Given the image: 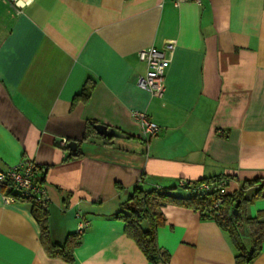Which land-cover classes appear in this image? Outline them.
Listing matches in <instances>:
<instances>
[{"label":"crops","instance_id":"obj_1","mask_svg":"<svg viewBox=\"0 0 264 264\" xmlns=\"http://www.w3.org/2000/svg\"><path fill=\"white\" fill-rule=\"evenodd\" d=\"M169 39L175 49L154 97L137 85V52ZM86 82L89 99H77ZM134 109L159 125L156 136L145 140ZM87 122L123 136L78 143ZM25 159L46 167L37 182L51 241L87 227L73 261L50 256L29 204L0 191V264H152L118 217L136 185L218 177L226 195H258L242 216L264 212V0H33L18 14L0 0V168ZM162 211L156 238L168 264H236L214 219L172 204ZM251 264H264V243Z\"/></svg>","mask_w":264,"mask_h":264},{"label":"trees","instance_id":"obj_2","mask_svg":"<svg viewBox=\"0 0 264 264\" xmlns=\"http://www.w3.org/2000/svg\"><path fill=\"white\" fill-rule=\"evenodd\" d=\"M91 90V82H86L76 98L87 101ZM93 125L94 122H87L84 135L78 143L88 141L93 136L104 137L94 130ZM250 183L252 182L247 181L243 183V186ZM177 188L187 190V192L182 193L175 188L169 190L154 188L146 191L136 185L121 203L124 211L120 212L118 217L123 220L124 232L135 241L147 260L152 264H168L169 262V253L157 244L156 232L157 227L162 225L165 219L162 208L172 204L193 208L199 211L202 218L214 219L227 233L235 248L236 264H251L260 253L262 243H264V212L260 211L256 217H248L242 216L239 209L243 203L252 201L258 195L245 198L242 191L225 195L220 209L212 211L209 207L216 199L215 191L198 195L193 191L192 185L180 186L179 180ZM13 190L11 186L0 189L4 194H9ZM238 199L240 200L238 212L234 214L233 207ZM16 200L29 204L30 212L39 226L40 242L46 252L50 256H57L69 262L73 261L74 248L80 243L78 234L69 235L61 245L53 243L49 236L47 209L42 208L32 199L17 196Z\"/></svg>","mask_w":264,"mask_h":264},{"label":"built area","instance_id":"obj_3","mask_svg":"<svg viewBox=\"0 0 264 264\" xmlns=\"http://www.w3.org/2000/svg\"><path fill=\"white\" fill-rule=\"evenodd\" d=\"M12 3L15 13L29 5L33 0H8ZM177 5L186 0H173ZM201 3V0H191ZM176 41L167 40L161 47L149 46L137 52L138 59L145 63V72L137 77V85L150 93L151 96L160 97L165 87V72L169 66L171 56L175 49ZM131 116L141 126L145 140H149L158 134L159 125L151 120L145 110H132ZM62 143H66L63 139ZM45 166L39 165L33 159H25L5 169L0 168V189L11 186L14 190L9 194H3L6 202L15 201L17 196L32 199L42 208L47 209L48 198L43 185L37 182V178L44 173ZM192 185L193 191L198 195H204L215 191L216 199L209 210H219L225 197V181L222 178H213L191 183L188 179H180L179 185ZM87 227L86 222H81L76 229L81 234Z\"/></svg>","mask_w":264,"mask_h":264},{"label":"water","instance_id":"obj_4","mask_svg":"<svg viewBox=\"0 0 264 264\" xmlns=\"http://www.w3.org/2000/svg\"><path fill=\"white\" fill-rule=\"evenodd\" d=\"M94 130L101 136L105 137H117V136H123L119 131H117L113 127H108L107 125L96 123L93 125ZM68 148L71 151L73 155H76V148H77V142L72 140L68 142ZM240 203V200L238 199L233 207V213L236 214L238 212V205Z\"/></svg>","mask_w":264,"mask_h":264}]
</instances>
